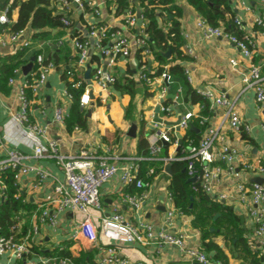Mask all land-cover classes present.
Segmentation results:
<instances>
[{
	"label": "crops",
	"instance_id": "1",
	"mask_svg": "<svg viewBox=\"0 0 264 264\" xmlns=\"http://www.w3.org/2000/svg\"><path fill=\"white\" fill-rule=\"evenodd\" d=\"M95 1L101 9V17L94 21L119 30L130 39H134V36L142 29L145 22L142 18H137L133 26L126 25L124 23V15L117 16L113 7L107 8L106 0ZM240 1L246 7H249L250 11H247L238 2H230L232 9L235 11V17L242 23L243 32L253 43L250 58L244 57L224 38L204 40L196 27V22L200 16L186 0H175V5L182 12L180 19L183 38L182 50L191 60L180 63L184 68V77L172 76L170 78V88L166 91V99L163 103L172 108L173 114L169 115V119L166 120L165 115L158 112L157 116L162 123H157L163 129L171 127L163 122L176 121V107L180 109L181 115L192 112L194 117L191 122L197 120L200 124V120H202L204 125H206L202 130L195 128L196 133L200 134L201 137L208 127H212L219 132V136L223 138V142L226 145L237 149L252 165L264 166V134L260 130V125L264 123V110L256 105L254 91L252 89L244 90L241 82L243 74L252 65L258 66L262 75H264V35L262 34L264 30L255 26L253 22L256 16H262L264 19V2L260 0ZM130 6L135 11L137 8L140 9L137 0H131ZM17 12V8L12 10L11 17H8L10 22L16 20ZM53 32L55 33V31ZM34 33L35 31L31 28L24 29L17 42L13 44L8 43V37L5 35L6 44L0 46V55L6 57L16 54L22 41H31L30 46L25 48L27 50L23 57V59L28 61L15 76L17 87L35 76V71L30 70L26 75L22 71V68L30 63L31 57H34V51L41 50V55H43L44 59L51 57L54 60V57H56V64L53 65V69L47 74L45 84L40 85L37 93L32 94L30 98L32 104L29 110V121L39 126H46V138L36 137V139L32 135H30V138L24 133L22 127L13 122L12 117L17 113L20 105L15 87H11L8 84L10 86L8 93L0 91V134L3 145L0 148V159L3 157L6 148H16L25 155L26 158L22 161L24 164L40 166L54 177L52 179L48 178L38 188H34L36 179L32 173L21 176L17 181L18 191L23 197V202L35 205L39 210L30 218V228L24 238L30 241L32 247L34 246L44 252L62 246L67 247L74 257L78 256L80 252L90 253L93 255L94 264L103 257L105 252L106 243L101 246L97 245L95 242L84 238L79 232L75 236L77 225L80 224L84 217L82 214L66 209L57 215L55 227H51L46 220H41L42 210H48L50 213L54 212L51 203V199L54 196L53 189L56 180L61 181L63 176L61 169L54 160L35 158L33 156V147L37 143L46 145L47 140L51 139L56 141L60 154L75 155L82 151H89L98 156L106 157L109 163L117 166V175L104 183L100 189V208L90 210L96 225L100 217H106L114 210H118L133 225L148 223L152 225L155 231H164L175 235L184 234L187 236L185 238L186 247L199 248L200 234L197 229L193 228L191 216L176 210L173 201L168 198L171 174L166 173V164L164 169L162 168L158 171H155L154 168H148V170L153 169L154 174L148 176L150 180L147 187L137 188L134 184L125 186L122 185L120 180L122 169L129 168L138 157L143 158L142 161L164 164L163 158L168 155H176V147L173 145L165 146L156 156H152L150 151L147 157H142L137 153L138 140L142 133L150 144L152 140L150 122H155L153 121L157 107L155 97L159 92V84H156L155 87H147L139 77L143 72L152 74L158 69L159 64L154 60L153 55H143L142 59L139 60L135 55V50H132L131 55L128 57L117 56L108 60L110 62V66L107 67L108 71L120 81L122 89H125L118 92L112 88L111 96H108L103 104L97 98H94L88 106L83 107L85 126L74 127L69 130L65 123H59L54 120L53 112L56 108H61L66 113L69 112L72 99L65 93L68 90L62 75L66 69L76 63V52L71 42L67 40L62 46L57 45V41L64 37V32L55 38L37 42L32 40ZM166 59H170V56ZM142 61H146V64H142ZM232 61H234L235 65H232ZM173 63H179V61L169 62L165 68L167 69ZM94 65L96 64L93 62L87 67L91 69L90 77L93 74ZM87 68H83L84 79ZM186 71L190 81H187ZM76 81L82 83L79 78ZM130 81H133V98H131L130 92L126 89ZM156 81L160 83V78ZM188 88L202 98L203 95L201 93L206 90L212 93L213 97L224 96L233 105V110L239 117L250 125V134L246 135L232 130L228 125L224 109L207 99L209 105L208 116H203V104L189 101ZM178 89H181L180 93ZM94 90L96 92V89ZM169 95H173L172 98L167 97ZM129 104L132 109L129 110L130 116L127 117L126 108ZM141 122H144V128L141 127ZM133 126L135 127V135L132 137L129 135V131ZM188 130H174L172 135L179 140L182 139ZM244 178L252 181L259 178L263 179L262 183H264V178L261 175L250 174L244 176ZM235 183L236 180L234 178L227 173H222L213 184L216 193L227 192L232 195L226 204L231 206L240 217H243V228L249 239L254 223L250 219L245 206L234 196L233 186ZM125 195H143L144 198L136 209L124 202ZM1 201L2 198L0 197ZM173 209H175L173 216L167 220V212ZM33 228H37V235L31 233ZM213 241L227 255L228 264H246L241 260H237L234 257L236 255L230 254L229 249L225 245L224 237H215ZM114 246L118 258L126 259L131 264H195L185 253L172 245L164 244L159 247L156 244L143 246L138 243H117ZM255 247L256 249L252 250L260 255L261 251L256 241ZM32 255L35 257L28 258L26 261L38 263L41 258H45L38 254ZM14 263L15 259L11 258L9 254L0 256V264ZM22 264L27 263L22 262ZM48 264H60V262L56 263L54 259H50ZM67 264L71 263L68 262Z\"/></svg>",
	"mask_w": 264,
	"mask_h": 264
},
{
	"label": "built area",
	"instance_id": "2",
	"mask_svg": "<svg viewBox=\"0 0 264 264\" xmlns=\"http://www.w3.org/2000/svg\"><path fill=\"white\" fill-rule=\"evenodd\" d=\"M231 1L238 2L247 11H250V8L246 7L240 0ZM260 1L264 2V0ZM54 2L57 11L63 13L61 23L65 33L64 37L57 41V45L62 46L65 40L71 42L76 52V63L82 68H87L90 65L91 55L94 51H97L100 55V64L94 65L93 74L89 78L90 83L84 79L83 91L78 99L79 106L81 108L88 106L94 98H97L103 104L106 102L107 97L111 96L113 85L117 80L107 69L110 66L108 60L117 56L128 57L131 55L132 50L137 49H143L144 56L152 54L147 42V34L145 33L146 21L142 29L134 36V39H130L123 35L121 31L112 30L106 24L94 21L101 17V9L97 6L95 0H55ZM78 10L81 12L80 16H78ZM137 10L140 12L139 16H137ZM123 15L124 23L129 26H133L137 18H142L141 10L138 8L136 11L130 8ZM72 17L76 19V26L78 27V24L81 26V29L78 28L80 32L77 35H72L71 32ZM253 22L255 26L264 30V19L262 16H256ZM9 23L10 20L7 16V9L5 8L0 13V25H8ZM233 23L239 30L243 31L242 23L238 18L235 17ZM196 27L204 40L224 38L244 57H251L253 43L247 35L244 34L245 36L243 38H238L236 35L227 33L222 27L208 25L202 18L197 20ZM22 33L23 30L18 32H9L8 30L0 31V46L6 44L5 35L8 37V43L13 44L17 42ZM262 34L264 35V31ZM90 39H92V42ZM105 41L108 42V45L103 44ZM30 43V40L22 41L19 50L28 48ZM1 57L0 55V65ZM34 63L37 65V70L31 81L26 80L25 83L18 87L16 86L15 76L20 72V69H15L14 77L8 80V84L11 87H15L17 99L20 103L19 109L13 115L12 120L16 125L24 129V133L28 137L32 135L35 138H46L47 127L39 126L29 121V110L32 103L27 97L26 89L30 88L32 94H36L38 87L45 84L47 74L54 66L52 62H45L41 54L34 57ZM232 65H235L234 61H232ZM186 75L187 81H190L187 71ZM139 77L147 87H155L156 84H159V92L155 97L157 101L156 108L168 120L169 115L173 114L172 108L164 104L163 101L166 99V91L170 88L171 77L166 73L157 77H150L144 72ZM159 78L160 83H157L156 80ZM241 82L244 90L252 89L254 91L256 105L264 110V75H262L260 68L254 65L249 67L243 74ZM80 85L81 82L75 81L71 84V87L79 88ZM94 89H96V92ZM178 92L180 93L181 89H178ZM65 93L72 99L68 91ZM201 94L204 99L224 109L228 125L232 130L246 135L250 134V125L243 121L233 110V105L228 99L224 96L213 97V94L207 90L202 91ZM67 116L68 113L64 112L61 108H56L53 112L54 120L59 123H65ZM193 117L192 112L181 115L178 123L179 129L183 131L190 129ZM200 124H204V122L200 120ZM150 127L152 128V140L149 144V151L152 156H156L168 145H173L177 148L181 139L177 140L172 135L175 126L165 127L163 129L157 122H150ZM260 130L264 134V123L260 125ZM2 146V137L0 134V148ZM182 153H185L183 157L168 155L162 161L166 165L172 161L181 159H194L197 161L200 165V175H195L196 171L192 163L187 168L188 174L190 178H196L194 183L199 185L200 191L203 194L217 202L226 203L232 195H229L227 192L216 193L213 183L219 179L222 173H227L236 180L233 186L234 196L245 206L250 219L254 223L253 231L248 242L253 250L256 249L255 241L258 243L261 251V254L259 255L258 253V255L261 256L262 263L264 264V183L260 184L252 180H245L244 178V176L250 174L261 175L264 178V166L252 165L237 149L226 145L223 142V138L219 136V132L212 127L207 128L197 144L189 142L186 148L182 150ZM33 156L35 158H49L54 160L56 165L61 169L63 176V179L61 181L56 180L54 185V196L51 199L54 212L50 213L48 210H42L41 220H46L51 227H55L57 224V215L66 209L82 214L84 217L80 224L77 225V233H75V236L79 232L84 238L95 242L97 245L101 246L103 243H106L104 255L96 264H131L126 259L118 258L114 246L117 243H138L143 246L156 244L159 247L164 244L172 245L179 251L185 253L195 264H221L220 262L212 261L199 248L186 247V235L155 231L152 225L148 223L133 225L118 210H114L106 217H100L96 225L90 214V210L100 208V189L104 183L111 180L118 172L117 166L109 163L106 157L98 156L89 151H82L75 155H63L60 154L56 141L51 139L47 140L46 145L37 143L33 147ZM25 158V155L16 148L5 149L4 155L0 159V197L2 200L6 192V184L3 181L2 174L6 171H14L13 179L16 185L21 176L32 173L36 179L34 188L40 187L48 178H54L50 172L40 166L24 164L22 161ZM142 160L143 158L138 157L129 168L122 169V174L120 175L122 185H130L136 179L138 163ZM153 174L154 170L149 169L147 175L151 176ZM134 185L137 188H143L149 186V183L141 179H136ZM143 198V195H125L124 202L137 209ZM168 198L172 200L170 193H168ZM174 210L167 212V220L173 216ZM31 233L37 235V228H33ZM31 251L32 244L27 238L16 240L13 236L7 237L0 235V256L9 254L11 258L15 259L14 264H22V262L27 264H48L50 262V259L46 258H41L38 263H35V261H26L28 256L30 254L32 255ZM68 262V260H64L60 261V264H67Z\"/></svg>",
	"mask_w": 264,
	"mask_h": 264
},
{
	"label": "trees",
	"instance_id": "3",
	"mask_svg": "<svg viewBox=\"0 0 264 264\" xmlns=\"http://www.w3.org/2000/svg\"><path fill=\"white\" fill-rule=\"evenodd\" d=\"M55 0H0V11L7 9V16L11 17L13 9L17 8V18L8 25H0V31L8 30L9 32H18L26 28H31L35 31L32 35L33 42L55 38L64 32L61 18L63 13L57 11ZM187 3L196 11L200 18L212 27H222L227 33L236 35L238 38H243L245 33L239 30L233 23L235 18L234 10L231 7V0H186ZM141 10V16L146 21L145 33L147 34V42L149 44L154 60L159 64L158 69L148 74L150 77H157L163 73L170 77H184V68L180 63L188 62L191 58L186 55L183 50V38L181 34V9L175 5V0H137ZM131 0H106L107 8L113 7L115 14L120 16L124 14L131 6ZM134 10V8H132ZM71 24L72 35H77L80 30L76 26V19L72 17ZM81 20V19H80ZM99 24V23H97ZM115 30V29H112ZM55 31V33L53 32ZM108 45V42H103ZM27 49H22L14 55L1 57L0 65V91L8 93L10 86L8 80L14 77V70L20 69L28 60L23 59ZM170 51V59H166L165 54ZM41 54V50L33 52V56ZM136 57L141 60L143 49L135 50ZM52 60L47 57L45 62L56 64V57ZM173 63L167 69L165 66L169 62ZM100 64V55L94 51L91 55L90 63ZM146 64V61H142ZM32 71L37 70V65L34 63ZM81 72V73H80ZM81 83L79 89L72 88L71 84L77 79ZM62 79L66 83V88L72 96V103L69 108L68 116L65 119L67 129L71 130L74 127L85 126V114L83 108L79 106V95L83 91L85 84L84 71L75 63L63 72ZM29 81L32 78L28 79ZM133 81H130L126 89L134 96L132 90ZM115 91L121 92L122 85L116 80L113 85ZM189 101L192 103H200L204 106L203 116H208V101L194 91L188 88ZM27 97L30 99L32 92L30 88L26 89ZM131 104V103H130ZM126 108L127 117L130 116L129 110L132 106ZM193 128L202 130L204 124H199L195 120L191 122ZM144 122H141V127L144 128ZM142 133V132H141ZM200 134L194 129L188 130L181 139V147L177 152V157H183L185 153L182 150L186 148L189 142L197 144L200 140ZM137 153L142 157H147L149 154V143L145 139L143 133L138 140ZM192 163L196 171L195 175H200V165L194 159L175 160L170 163V180L168 191L176 210L181 213L191 216L193 228L199 231L200 245L199 249L210 257L212 261L228 264V257L213 239L222 236L225 239V245L229 249L231 255H236L237 260H241L246 264H263L261 256L253 251L249 245L247 235L243 228L240 216L234 209L224 202H217L200 191L197 183H190L188 180V166ZM163 163L140 161L136 172V179H141L148 182V168H154L155 171L164 169ZM14 171L9 170L2 174L3 181L6 184V192L4 199L0 202V235L13 236L16 240H22L27 236L30 228V218L34 213L39 211L37 206L23 202V197L18 191V187L13 179ZM152 176V175H151ZM133 180V184L135 180ZM131 183V184H132ZM130 184V185H131ZM129 185V186H130ZM219 216L214 219V216ZM30 215V216H29ZM26 216V217H25ZM29 216V217H27ZM32 254L44 256L46 259H54L56 263L68 260L71 264H94L93 255L90 253H79L78 256H72L67 247H56L51 251H40L36 247H32ZM35 257L29 255L28 258Z\"/></svg>",
	"mask_w": 264,
	"mask_h": 264
},
{
	"label": "water",
	"instance_id": "4",
	"mask_svg": "<svg viewBox=\"0 0 264 264\" xmlns=\"http://www.w3.org/2000/svg\"><path fill=\"white\" fill-rule=\"evenodd\" d=\"M80 14H81V12H80V10H78V16H80ZM139 14H140V12H139V10H137V16H139ZM78 28L79 29H81V26L78 24ZM86 37H88V35H86ZM90 41L92 42V39H90ZM169 56H170V51H167V53L165 54V57L166 58H169ZM33 62H34V57H31V59H30V63L28 64V65H26V66H24L23 68H22V71H23V74H27L30 70H31V68H32V66H33ZM90 75H91V69L90 68H87V70H86V72H85V79H87L88 81V83H90V80H89V78H90ZM172 96L173 95H169V96H167V97H170V98H172ZM176 112H177V119H176V121H174V122H163L164 124H166V125H170V126H175V130H177V131H180V129H179V127H178V123H179V121H180V118H181V111H180V109L178 108V107H176ZM158 108H156L155 109V115H154V119H153V121H155V122H158V123H162V121L158 118V116H157V113H158ZM190 129H194V130H196L195 128H193V126L191 125V127H190ZM129 135H131L132 137L135 135V127L133 126V127H131V129H130V131H129ZM181 140L179 141V144H178V146H177V148H176V152H178V150H179V147L181 146ZM165 171H166V173H168V174H171V171H170V164H167L166 166H165ZM196 181V178L195 177H193V178H190L189 180H188V182H190V183H194ZM253 181H255V182H257V183H262L263 182V179H259V178H256V179H254ZM219 215L218 214H216L215 216H214V219H216L217 217H218ZM240 219L243 221V217H240Z\"/></svg>",
	"mask_w": 264,
	"mask_h": 264
}]
</instances>
